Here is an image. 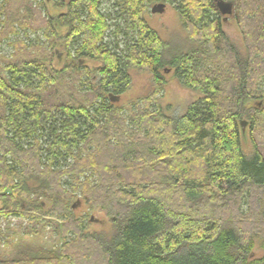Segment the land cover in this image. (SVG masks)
<instances>
[{"label":"trees","instance_id":"16d2710c","mask_svg":"<svg viewBox=\"0 0 264 264\" xmlns=\"http://www.w3.org/2000/svg\"><path fill=\"white\" fill-rule=\"evenodd\" d=\"M29 1L0 0V46L17 25H36ZM232 1L244 55L223 35L216 0H183L180 22L198 46L173 54L143 17L151 0H118L114 8L128 22L115 25V38L125 41L113 45L105 42L110 17L101 0H60L55 7L65 12L49 16L48 31L56 34V23L66 29L70 66L57 72L45 56H0V217L12 208L38 221L32 216L43 212L76 237L68 254L23 252L0 264H90L96 250L102 264H264L249 260L253 244L242 227V218L264 222V158L254 142L250 156L241 144L243 123L254 124L250 112L264 110V0ZM85 61L96 64L91 73ZM131 68L146 70L157 88L161 72L174 69L203 98L177 118L156 102L149 107L150 98L124 117L109 96L128 90ZM80 69L88 74L85 100L60 87ZM81 200L111 219L109 241L97 243L73 220ZM73 247L80 259L70 256Z\"/></svg>","mask_w":264,"mask_h":264},{"label":"rangeland","instance_id":"374dc122","mask_svg":"<svg viewBox=\"0 0 264 264\" xmlns=\"http://www.w3.org/2000/svg\"><path fill=\"white\" fill-rule=\"evenodd\" d=\"M57 1L60 0H50L48 4H46L45 0L29 1L28 3L31 8L36 11L35 13H39V16L35 18L36 25L30 24L29 28L21 29L16 24V35L8 36V39L2 43L0 46V56L5 60L13 61L27 59L33 56H45L48 66L57 72H60L65 66H70L72 61L66 56L62 40V37L66 34V29L59 27L56 23V34L48 31L49 16L56 18L65 12L55 7ZM62 1L65 4L69 2V0ZM151 1L143 17L149 27L168 44L167 54H173L175 52L186 53L196 48L198 45L194 42L190 34L184 30L180 22L179 10L182 7L183 0ZM117 2L118 0H101L100 5L101 12L110 17V28L105 35V42L111 45L115 41L120 43L125 41L123 36L115 38L114 29L115 25L123 26L124 21L128 22V18L117 13L118 8H114ZM155 4L164 5L161 13L151 12ZM213 18H216V15ZM222 18L220 17L219 21L223 35L240 54L244 55V38L242 31L238 27L237 14L234 16L232 14L226 15ZM42 21L45 22L43 23ZM221 41L222 39H219V42ZM84 65L88 67L90 73L96 67L95 63L89 61H85ZM128 74L131 79L130 86L124 94L119 96V100L116 102L117 107H124L125 112H122L124 117L128 114V109L133 104L137 109L144 110L147 106L144 99L150 98L151 100L149 102L151 103L149 107L154 109V102H156L166 117L177 118L183 116L191 105L203 98V95L199 91H193L183 87L174 76V69L161 72L163 83L159 88L154 84L151 75L144 69L131 68ZM87 75L83 69H80L77 73H70L68 76L72 77V81L66 77L64 79L65 83L60 84V87L67 94L72 93L80 100L83 98L82 92L85 89L83 81L87 79ZM94 84L92 82L93 87L95 86ZM87 97L89 96L83 99L85 100ZM261 101L263 102L264 109V99ZM250 113L254 117V124L252 127L250 124V127L246 126L242 130V150L247 156H250L252 153V142H254L264 158V110ZM248 195L244 197V202L247 204ZM251 195L252 198H249V207L252 208V204L257 199L255 197L257 191L252 192ZM75 201H71L70 204L72 205ZM80 202V205L72 210L73 220L82 223L84 225V234L96 239L97 243L109 241L115 234L111 219L103 210H93L85 201L81 200ZM247 204L241 206L240 211L242 213H247ZM3 205V201L0 200V210ZM50 207L48 204L46 210L50 209ZM9 210V216L0 217V259L15 257L23 252L45 254L48 251H53L60 255L68 254L66 253V245L76 237L72 231L68 234L64 230L61 231L63 229L62 227L66 224L63 219L48 218L43 215V212H40L32 216L38 219V221H34L22 215H11L12 208H9ZM242 221V227H245V237L250 239L253 244L249 254V260L264 259V222L262 221V223L256 225L252 223V219L242 218ZM93 246V249H97V246ZM97 251H95V255L92 254L90 264H102L99 261V258L102 256ZM69 253L70 256L73 255L77 259L82 257V253H77L74 247ZM75 262L81 264L80 260H76Z\"/></svg>","mask_w":264,"mask_h":264},{"label":"water","instance_id":"95a60500","mask_svg":"<svg viewBox=\"0 0 264 264\" xmlns=\"http://www.w3.org/2000/svg\"><path fill=\"white\" fill-rule=\"evenodd\" d=\"M217 2V8L219 9V12L223 15H231L233 12V4L234 1L232 0H227L226 2H224L223 0H216ZM164 5L163 4H155L152 9L151 12L152 13H161L163 11ZM110 101L112 102H117L119 100V97H113V96H109ZM245 123H243V128L242 130H244L245 128ZM80 205V202L77 201L75 205H73V209H76L78 206Z\"/></svg>","mask_w":264,"mask_h":264}]
</instances>
